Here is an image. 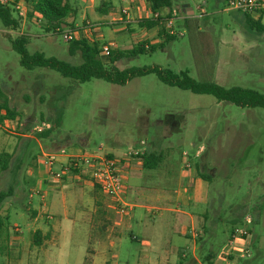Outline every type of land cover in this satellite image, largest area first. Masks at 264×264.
<instances>
[{"label": "rangeland", "instance_id": "374dc122", "mask_svg": "<svg viewBox=\"0 0 264 264\" xmlns=\"http://www.w3.org/2000/svg\"><path fill=\"white\" fill-rule=\"evenodd\" d=\"M67 2L73 11L77 37L88 42L101 44L113 40L115 48L125 50L157 37L138 27L136 22L125 24L122 34H117L123 23H101L110 17L93 10L104 3L118 13L129 3L127 0H92L91 7L86 9H82L83 0ZM170 3V9L177 13L173 28L182 36L162 50L115 63L117 69L156 66L175 74L186 72L196 82L247 88L264 95V35L248 31L241 13L230 12L222 0H170ZM184 5L192 11L187 21L179 17ZM122 16L125 18L124 14ZM13 17H17L15 13ZM70 18L65 21L68 26ZM84 23L92 28L84 29ZM38 24L23 14L18 17L16 31L0 23V103L5 99L8 108L15 113L11 120L0 112V155H8L1 158L7 166L0 172V192L10 191L0 204V215L5 218L0 230V264H85L88 251L94 248V241L88 235V196L85 194L73 204L72 194H67L64 209L49 211L46 227L44 216H36L43 210L41 206L45 200L40 201L33 187V182L41 176L50 177L41 155L76 152L101 155L112 149L126 153L127 147H134L132 143L139 140L162 143V148H166L163 154L169 159L171 188L178 180L181 162L191 160L199 147L204 152L196 164L205 168L206 175L208 170L215 171L209 181L205 204L195 202L191 207L178 209L206 215L203 230L207 229V233L203 231L200 238L197 231L202 242L195 239L198 245L195 256L200 263L212 250V261H220L217 264H264V110L239 108L217 102L211 96L170 88L152 74L117 86L93 79L76 83L42 68L24 70L8 38L23 35L27 38V53H40L44 58H54L72 66L79 64L78 55H68L67 43L61 35L44 33ZM66 29L69 27L61 26V30ZM250 44L253 48L246 49ZM171 118L179 132L159 137L162 125L169 123ZM42 124L49 128L33 131ZM40 133L44 135L41 138L38 137ZM55 146L56 149H52ZM183 153L186 158L181 155ZM28 170L31 175L27 174ZM51 172L59 173L61 169L54 164ZM46 200L48 204L47 197ZM242 209L244 216L250 219L246 228L249 235L245 246L247 256L226 242L229 230L240 227L230 222ZM34 217L38 220L33 221ZM94 217L102 218L103 222L107 214L95 212ZM43 228L49 231L47 238L49 234L51 238L41 247L33 245V231ZM173 244L179 248L187 246L189 241L181 236L174 237ZM138 249V243L125 239L118 263L131 262V256ZM223 255H229L231 261L223 260ZM97 259L103 264L107 251L102 261L99 255ZM175 260L172 256L169 263Z\"/></svg>", "mask_w": 264, "mask_h": 264}, {"label": "crops", "instance_id": "0c3cea01", "mask_svg": "<svg viewBox=\"0 0 264 264\" xmlns=\"http://www.w3.org/2000/svg\"><path fill=\"white\" fill-rule=\"evenodd\" d=\"M65 1L67 2V0ZM83 1L82 9H86L87 6L91 7L92 0ZM121 1L125 2L126 0ZM127 1L129 3L125 4L126 8L120 9L118 13L112 12L111 7L104 3H100L99 7H95L93 10L110 17V20L101 23L120 24L122 22V28L116 32L117 34H122L125 24H134L138 20L150 18L146 0ZM201 9L199 7V13H202ZM122 10L126 11L125 18L122 16ZM165 10L160 9L159 12L163 14ZM181 12L182 15L179 17L184 21H187L192 16L191 9L186 5L182 6ZM69 16H71L69 24L75 28L73 26V14ZM263 18L264 9L258 13L256 19H259L260 23L264 25ZM104 26L108 27V25ZM146 32L157 34L156 28H152ZM156 38L149 43L158 42ZM112 41L107 40L103 43L115 47ZM246 47V49L253 48L251 44L246 45ZM162 128L161 136H159L161 138L170 136L172 131L179 132V130L175 129L176 125L172 118L169 120V123L162 125ZM132 145L135 146H128L126 153L112 149L101 154L109 155L116 161V167L123 182V190L118 201L104 196L97 188L90 185L86 180L87 176L84 170L78 172V174H72L67 171L63 172L62 176L64 177L58 181L50 177L41 176L39 180L33 182L34 190L45 200V204L41 206L43 210L40 213L35 212L36 216H44V223L47 227L46 222L49 211H55L58 208L60 210L64 209V199L67 194H72L71 202L73 204L79 202V199L86 194L88 196L89 208L87 211L83 210L89 214L88 235L94 241V248L88 251V258L85 264H101L97 256L99 255L102 261L105 251H107V260L102 261L103 264H119L117 258L119 253L124 250L125 239H128L131 243H138L139 249L137 253L131 256V262L128 263L125 260L123 264H170L169 261L172 256L176 258L172 264L178 263L180 259H182V264H202L195 256V250L198 245L195 243V239H191L189 232L191 230L198 231L201 238L203 231H205L203 230V220L206 218V215L184 213L178 209L191 207L195 205V202L203 205L207 200L209 181L215 174V171L208 170L209 174L206 175L205 168L202 165L198 166L195 162L202 157L204 149L199 147L194 151L191 160L184 161L185 163L181 162L182 169L178 172V180L173 185L174 187L171 188V169L169 168L168 157L163 154V151H166V148H162L163 144H158L155 141L153 143L139 140L132 143ZM52 149H56V146ZM77 153L79 152L68 155H56L54 164L58 165L62 171L66 167L69 157L82 155ZM157 153L161 155L160 162L150 169L143 168L141 156ZM183 154L181 155L183 156ZM183 157L186 158L187 155ZM81 169L84 168L82 167ZM26 172L31 175V171L28 170ZM32 212L34 213V211ZM95 212H100L102 215L104 212L107 214V217L102 222V218L95 219ZM37 220V217L33 218V221ZM104 224H107L105 228ZM35 231L40 233L39 247L47 239L51 238L50 234L47 238V232L49 231L46 228L42 230L36 229ZM180 236L189 241L187 246L178 248L173 244V238H179ZM248 239L249 237L247 238L246 245L249 241ZM222 259L226 260V262L228 260L231 261L229 255H223ZM217 262L220 261H211V264H217Z\"/></svg>", "mask_w": 264, "mask_h": 264}, {"label": "trees", "instance_id": "16d2710c", "mask_svg": "<svg viewBox=\"0 0 264 264\" xmlns=\"http://www.w3.org/2000/svg\"><path fill=\"white\" fill-rule=\"evenodd\" d=\"M22 2L26 7L25 17L39 23L38 25L44 33L61 35L63 32L61 26H67L71 31L75 30L71 25L68 26L64 22V20L72 14V9L65 0H22ZM147 6L149 12L153 13L160 9L170 10L171 3L170 0H149ZM13 13H15V11L11 8V5L0 4V23L4 28L10 31H16L18 29V17H13ZM241 15L242 23L248 31L257 35H264V25L260 23L259 19H252L247 13H241ZM136 24L138 27L144 28L145 30L156 28L158 42L151 44L143 41L142 43H136L129 49L122 50L105 43L100 44L97 41L88 42L74 34L72 40L67 42V53L69 56L78 55L79 64L76 66L57 61L54 58H44L40 53H27L25 50L27 38L23 35H17L13 39L8 38V42L11 49L18 56L19 66L24 70L42 68L54 71L63 78L70 79L76 83H83L93 79L117 86H123L134 78H141L152 74L158 82L170 88L188 91L193 95L211 96L217 102L229 103L239 108H260L264 110V95L251 89L239 87L224 88L215 82H196L191 79L186 72H178L175 74L168 69H161L156 66L142 68L131 67L122 70L117 69L115 63L123 59H133L138 55L150 54L156 50H162L167 44L178 38L168 35L158 20L142 19L138 20ZM103 45L108 46L109 53L108 57L102 61L100 52ZM1 111L4 112L6 118H10L11 120L15 116V113L8 108L5 99L1 100L0 112ZM42 135L43 134L40 133L38 137L41 138ZM3 157L7 158L8 155L5 153L0 155V172L5 171L7 166L5 160L2 163L1 158ZM107 157L111 158L109 155H107ZM141 160L142 167L150 169L160 162L161 155L148 154L141 156ZM68 168L69 172L72 174L77 173L76 170L70 168V165ZM94 187L97 188L96 186ZM9 193V190L0 192V204ZM244 211L243 209L239 210L233 215L230 222L232 226H241L243 224V218L245 217ZM4 219L5 218L0 215V230L3 226ZM232 229L233 228L229 230V233ZM196 239L202 242L199 237ZM32 244L35 246H39L40 244V233L38 231L32 233ZM213 258L214 254L212 250H209V252L201 258V263L211 264ZM176 264H182V259Z\"/></svg>", "mask_w": 264, "mask_h": 264}, {"label": "built area", "instance_id": "2783aa9c", "mask_svg": "<svg viewBox=\"0 0 264 264\" xmlns=\"http://www.w3.org/2000/svg\"><path fill=\"white\" fill-rule=\"evenodd\" d=\"M149 0H146L148 2ZM1 5L9 4L11 8L15 11L17 17L25 16L26 7L24 3H17V1L12 0H0ZM224 6L226 9L231 11H237L241 13H247L251 18H257L258 13L264 9V0H224ZM125 15L126 11L122 10ZM177 18V13L175 10H165L162 14L159 11L150 13V18L153 20H158V22L164 27L168 35L181 37L182 33L174 30V21ZM90 30L92 27L89 23H84V29ZM76 29V28H74ZM76 34V30L71 31L66 29L62 32V39L67 43L72 40L73 35ZM109 48L107 45L101 47L100 56L104 59L108 57ZM47 124H42L39 127L33 128V131L41 132L44 129H48ZM186 154H183L185 156ZM45 166L47 167V175L52 177L54 180L58 181L62 178V173L69 171L70 168L78 172L82 170L86 173V180L92 185L96 186L98 190L115 201H118L123 190V182L118 173L116 167L115 159L108 158L107 155H81L69 157L67 159V165L59 173L51 172V166L54 165L56 161V155L53 154H42L41 155ZM82 166L84 169H81ZM187 167V165H186ZM37 192V191H36ZM38 193V192H37ZM39 194V193H38ZM40 200L43 201V197L40 196ZM250 219L248 216L243 218V224L240 227H235L231 230L227 237V244L234 250L241 252L243 255L247 256V251L245 250L246 241L248 238L247 225H249ZM191 239L197 238V233L193 230L189 232Z\"/></svg>", "mask_w": 264, "mask_h": 264}]
</instances>
